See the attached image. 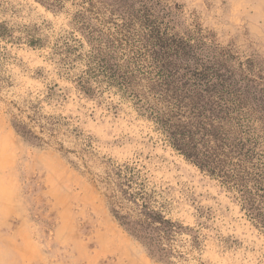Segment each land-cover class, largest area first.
I'll list each match as a JSON object with an SVG mask.
<instances>
[{
    "label": "rangeland",
    "instance_id": "rangeland-1",
    "mask_svg": "<svg viewBox=\"0 0 264 264\" xmlns=\"http://www.w3.org/2000/svg\"><path fill=\"white\" fill-rule=\"evenodd\" d=\"M61 2L0 0V264H264V232L232 192L176 152L128 93L89 71L75 20L82 11L129 39L147 22L189 42L239 90L264 149V0ZM124 163L181 226L166 258L110 211L111 170Z\"/></svg>",
    "mask_w": 264,
    "mask_h": 264
},
{
    "label": "trees",
    "instance_id": "trees-1",
    "mask_svg": "<svg viewBox=\"0 0 264 264\" xmlns=\"http://www.w3.org/2000/svg\"><path fill=\"white\" fill-rule=\"evenodd\" d=\"M40 1L55 8L62 3ZM83 18L82 11L76 13L90 47L89 71L128 93L169 145L232 192L241 210L264 232V149L229 77L216 64L199 63L189 42L168 37L157 25L144 22L146 31L129 39L121 32L120 37L108 35ZM121 28L129 31L128 25ZM111 172L114 218L160 257L171 255L174 232L181 226L151 205L135 166L120 164ZM126 204L131 207L125 209Z\"/></svg>",
    "mask_w": 264,
    "mask_h": 264
}]
</instances>
